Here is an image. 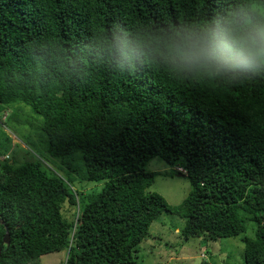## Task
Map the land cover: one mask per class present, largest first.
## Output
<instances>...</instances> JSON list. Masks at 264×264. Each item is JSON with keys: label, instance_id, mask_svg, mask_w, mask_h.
I'll return each instance as SVG.
<instances>
[{"label": "trees", "instance_id": "16d2710c", "mask_svg": "<svg viewBox=\"0 0 264 264\" xmlns=\"http://www.w3.org/2000/svg\"><path fill=\"white\" fill-rule=\"evenodd\" d=\"M243 3L0 0V124L27 106L35 124L29 158L0 161V264L61 250L63 264H136L163 212L185 240L250 231L242 264H264V73L198 74L157 54ZM154 157L189 179L180 204L148 191Z\"/></svg>", "mask_w": 264, "mask_h": 264}, {"label": "rangeland", "instance_id": "374dc122", "mask_svg": "<svg viewBox=\"0 0 264 264\" xmlns=\"http://www.w3.org/2000/svg\"><path fill=\"white\" fill-rule=\"evenodd\" d=\"M26 108V111H18L19 115H13V119L5 122L6 124H0V161L4 158L11 159L12 155L18 159L29 158L24 151L28 149L24 135L30 131V126H35V124L32 117L34 114L30 111V107ZM9 113L10 110L4 111L2 119ZM146 168L157 172L148 191L161 194L170 205L180 204L191 188L189 179L184 174L178 173L176 166L167 164L159 157L149 160ZM102 183L88 182L85 191H90L92 187L98 190ZM76 187L79 188L80 184H77ZM72 210L73 208H68V205L65 204L66 214L64 213V216L72 218ZM183 225V218L177 214L163 212L150 224L146 238L137 246L136 264L243 263L244 245L241 237L251 236L250 231L236 236L222 237L216 241L204 240L202 237L196 236L185 240L180 232ZM65 257L64 250L47 253L40 256V264H63Z\"/></svg>", "mask_w": 264, "mask_h": 264}, {"label": "clouds", "instance_id": "9594fccd", "mask_svg": "<svg viewBox=\"0 0 264 264\" xmlns=\"http://www.w3.org/2000/svg\"><path fill=\"white\" fill-rule=\"evenodd\" d=\"M157 54L198 74L264 73V0H244L211 24L168 35Z\"/></svg>", "mask_w": 264, "mask_h": 264}, {"label": "water", "instance_id": "95a60500", "mask_svg": "<svg viewBox=\"0 0 264 264\" xmlns=\"http://www.w3.org/2000/svg\"><path fill=\"white\" fill-rule=\"evenodd\" d=\"M3 239H4V242L5 243H8L9 242V233H8V231L5 232Z\"/></svg>", "mask_w": 264, "mask_h": 264}, {"label": "built area", "instance_id": "2783aa9c", "mask_svg": "<svg viewBox=\"0 0 264 264\" xmlns=\"http://www.w3.org/2000/svg\"><path fill=\"white\" fill-rule=\"evenodd\" d=\"M178 170L181 171V172H183V169H181V168H178Z\"/></svg>", "mask_w": 264, "mask_h": 264}]
</instances>
